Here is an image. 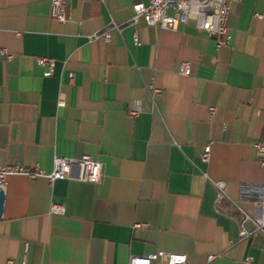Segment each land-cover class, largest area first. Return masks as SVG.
I'll return each instance as SVG.
<instances>
[{"label": "crops", "instance_id": "obj_1", "mask_svg": "<svg viewBox=\"0 0 264 264\" xmlns=\"http://www.w3.org/2000/svg\"><path fill=\"white\" fill-rule=\"evenodd\" d=\"M63 1L61 25L50 0H0V53L12 57L0 55V168L49 174L55 158L87 156L103 178L7 177L0 264H128L159 252L264 264V236L241 238L239 228L264 181L253 148L264 145V0L230 7L220 50L192 23L132 26L133 5L149 0ZM110 24L119 33L109 43L94 38ZM35 58L55 61L51 78ZM214 182L226 184L219 206ZM51 203L64 215H49Z\"/></svg>", "mask_w": 264, "mask_h": 264}, {"label": "built area", "instance_id": "obj_2", "mask_svg": "<svg viewBox=\"0 0 264 264\" xmlns=\"http://www.w3.org/2000/svg\"><path fill=\"white\" fill-rule=\"evenodd\" d=\"M102 4L106 0H96ZM241 0H149L148 4L138 3L133 5V17L131 25L134 26L139 20H142L147 27H157L162 31H176L182 26L192 23L194 30L205 37L214 40L215 49L220 50L229 46V37L226 32L227 17L230 7L239 3ZM257 18H261L256 16ZM50 19L53 22L64 25L68 22L64 11L63 0H50ZM119 28L113 24L99 35H95V39H102L104 43H109L110 33ZM137 45V41L135 40ZM0 55L4 61L9 63L12 57L8 56L5 51H1ZM34 63L38 68L46 69L42 74L44 78H51L55 69V61L48 58H35ZM190 66L181 63L178 73L182 77L190 75ZM69 80L73 79L70 75ZM157 93L152 90V96ZM56 103L58 107L64 106L61 94L57 95ZM212 115L214 109L209 110ZM139 111L129 112V117L134 118ZM256 158L260 169L264 173V145H255ZM210 159V145L203 148L199 155L202 164H208ZM10 176H22L29 180L45 179L52 186L57 180H68L78 183L89 184L92 186L100 185L103 178V166L93 161L90 157H82L80 159H62L55 158L53 160V168L51 173L45 174L39 169H25L21 166H5L0 168V188H3L5 179ZM213 186L216 190L215 204L219 206L225 199L224 182H214ZM236 206V205H234ZM255 215L250 217L239 210L241 220L239 223L240 237L249 238L253 233H260L264 236V181L260 187L259 194L253 203ZM49 215L63 216L64 207L60 203H51L49 207ZM251 227V231L246 229ZM212 258H208L210 262ZM245 264H255L251 257L244 261ZM5 264H14L7 261ZM128 264H189L188 259L184 255L155 253L147 257H131Z\"/></svg>", "mask_w": 264, "mask_h": 264}, {"label": "water", "instance_id": "obj_3", "mask_svg": "<svg viewBox=\"0 0 264 264\" xmlns=\"http://www.w3.org/2000/svg\"><path fill=\"white\" fill-rule=\"evenodd\" d=\"M4 200H5L4 191L2 188H0V219L3 214Z\"/></svg>", "mask_w": 264, "mask_h": 264}]
</instances>
